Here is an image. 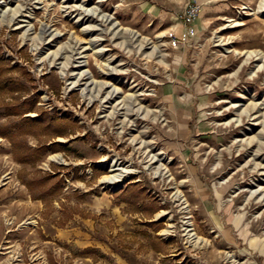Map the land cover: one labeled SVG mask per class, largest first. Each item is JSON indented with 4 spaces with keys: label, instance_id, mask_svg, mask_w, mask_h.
<instances>
[{
    "label": "rangeland",
    "instance_id": "374dc122",
    "mask_svg": "<svg viewBox=\"0 0 264 264\" xmlns=\"http://www.w3.org/2000/svg\"><path fill=\"white\" fill-rule=\"evenodd\" d=\"M261 1L0 0V130L46 146L30 166L0 136V264H264Z\"/></svg>",
    "mask_w": 264,
    "mask_h": 264
},
{
    "label": "trees",
    "instance_id": "16d2710c",
    "mask_svg": "<svg viewBox=\"0 0 264 264\" xmlns=\"http://www.w3.org/2000/svg\"><path fill=\"white\" fill-rule=\"evenodd\" d=\"M0 88L2 89L3 86L0 85ZM35 96H27L24 97L23 100H20V102H18V106L15 107H10V105L12 106V104H7V107H9L11 110H7V112L5 114H16V115H22L24 113H27L29 111H32V109L35 107ZM44 112V111H43ZM41 113H36L35 116H33L32 118L29 117H22V121L24 122H33V121H37L40 117ZM64 119V118H63ZM60 120L57 119V127L53 136H59L62 133L61 128H59L60 124H59ZM61 127V126H60ZM24 134H27L25 131H23ZM17 133L16 131V127L13 126V124L11 126H9L7 128V130L1 131L0 130V136L5 137L11 146V153L13 156V159L19 163H23V164H29L30 166H34L36 161L39 160V158H41L46 146H44V144L40 145V146H34V147H30L26 144V142L23 139H15L14 135ZM22 135V136H23ZM49 149H51V151H55V150H59L60 149V144L58 142H52V144L49 146ZM37 172H39L38 169H33L31 171H26L24 169L18 170V175H19V179L20 181L25 185V187L27 188V190L29 191V193L32 194V197H35L33 195L34 189L36 188H41L43 187V193L46 195L44 196L42 199H44V201L49 202V200L52 198V196H54L55 194L60 193L61 190V184L60 181L61 179L58 178L56 180H53V176L48 173L45 172V174L43 175V177L38 178L37 177ZM53 180V181H52ZM43 181V184L41 183ZM37 196L40 197V194L38 193ZM65 206L60 205L59 207V213L61 214H66V217H69L71 215L68 214V208H64ZM59 222H57L58 225H63L64 220H60L58 218ZM90 247H85L82 249V252H86L88 250H90Z\"/></svg>",
    "mask_w": 264,
    "mask_h": 264
},
{
    "label": "bare ground",
    "instance_id": "6f19581e",
    "mask_svg": "<svg viewBox=\"0 0 264 264\" xmlns=\"http://www.w3.org/2000/svg\"><path fill=\"white\" fill-rule=\"evenodd\" d=\"M263 5H264V0L261 1L259 7L261 8ZM131 34H132V36H135V33H131ZM84 74H86V73H84ZM111 93L113 94V92H111ZM151 157H156V154H152ZM49 159H51V160H57L58 162H62V158L58 154H55V155L50 156ZM98 163H100L99 165L101 167L106 168L109 171L118 169V166L117 165H119V163H117L116 160H112V159L111 160H107V161L105 159H102V160L98 161ZM119 176H120L119 173H114L113 175H111V177H105L104 179L106 181H108L109 183H112L114 181L119 180ZM113 186L115 188L118 187V183L115 184V185H113ZM177 196H178L177 200L179 201L180 200V196L179 195H177ZM184 224H186L185 227H184V229H183L185 231V235H187L188 237H192L193 236V233H191V230H193V227L190 226L192 224L189 225L186 222H184Z\"/></svg>",
    "mask_w": 264,
    "mask_h": 264
},
{
    "label": "built area",
    "instance_id": "2783aa9c",
    "mask_svg": "<svg viewBox=\"0 0 264 264\" xmlns=\"http://www.w3.org/2000/svg\"><path fill=\"white\" fill-rule=\"evenodd\" d=\"M196 11H197V7L194 4L187 5L182 13L183 22L191 21L195 16ZM169 36L172 38V41L175 42L174 37L171 34H169Z\"/></svg>",
    "mask_w": 264,
    "mask_h": 264
}]
</instances>
